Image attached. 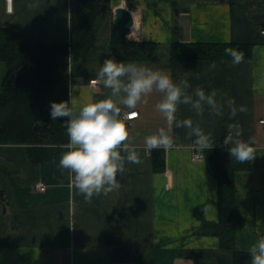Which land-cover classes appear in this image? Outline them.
I'll return each instance as SVG.
<instances>
[{
  "label": "crops",
  "instance_id": "crops-1",
  "mask_svg": "<svg viewBox=\"0 0 264 264\" xmlns=\"http://www.w3.org/2000/svg\"><path fill=\"white\" fill-rule=\"evenodd\" d=\"M70 4L12 0L9 12L6 0H0V28L18 32L27 42H68ZM120 7H128L134 16L127 40L157 45L154 59L123 62L159 70L173 82L186 78L189 94L199 85L206 94L216 89L218 102L234 98L237 106L246 107L230 119L227 106L222 116H214L205 105L201 117L180 104L176 118H191L211 133L213 147L224 145L230 123H239L242 139L254 140L251 167L235 174L244 219L235 245L248 252L264 236V0H111L110 11L97 21L94 48L70 64V90L79 105L110 94L102 84L92 88L90 81L103 61L112 58L113 20ZM198 42L248 44L251 55L240 64L232 59H172L173 44ZM1 80L0 64V94ZM161 99L162 94L153 91L131 110L138 116L126 121L128 143L142 163H126L123 174H117L121 188L94 196L91 203L71 186L69 171L59 165L68 143L40 162L30 157L27 145L0 144V264H233L232 250L222 249L219 238L205 232L219 222L218 179L207 163V150L193 149L194 137L173 125L170 149L144 151L146 136L167 129L155 107ZM195 151L205 159L193 160ZM39 182L47 186L45 191L35 189ZM110 227L118 242L108 241Z\"/></svg>",
  "mask_w": 264,
  "mask_h": 264
},
{
  "label": "trees",
  "instance_id": "trees-1",
  "mask_svg": "<svg viewBox=\"0 0 264 264\" xmlns=\"http://www.w3.org/2000/svg\"><path fill=\"white\" fill-rule=\"evenodd\" d=\"M111 9V0H71V33L68 42H27L11 29L0 28V144L27 145L30 157L40 162L50 159L69 142L67 118L50 119L45 111L51 102L69 101L70 64L80 61L94 48L97 21ZM225 48L251 55V46L237 43H175L172 59L228 60ZM155 42L118 39L113 34L112 58L116 61L152 60ZM37 123L49 132L47 138L34 130ZM229 146L220 144L206 151V160L218 179L219 222L205 232L219 238L222 249L232 250L233 264H251V254L235 245L236 230L244 224L236 197L235 174L248 170L251 161L238 163L229 155ZM163 161L159 167H163ZM109 242H118L113 229L107 231Z\"/></svg>",
  "mask_w": 264,
  "mask_h": 264
},
{
  "label": "clouds",
  "instance_id": "clouds-1",
  "mask_svg": "<svg viewBox=\"0 0 264 264\" xmlns=\"http://www.w3.org/2000/svg\"><path fill=\"white\" fill-rule=\"evenodd\" d=\"M28 7L36 5L29 4ZM224 51L225 55L232 58L233 64L244 61L243 52L234 48H225ZM93 83L102 84L110 90L106 99L79 105L70 90L69 101L50 104L52 120L67 118L68 151L62 154L59 165L69 171L71 186L84 196L86 203H91L94 196H107L119 190L121 184L117 180V174H123L126 163H142L137 149L128 143L126 120L129 116L138 115L131 110L136 109L142 99L153 91L162 94V99L155 107L166 119L167 129L161 127L156 133L145 137L146 153L155 149L168 150L173 146L174 139L170 135L173 125L187 129V137H194L193 145L198 150L205 152L213 148L211 133L206 134L199 124L194 125L191 118H176L180 104L190 106L201 117L205 105L210 109V115L214 116H222L224 107L227 106L230 119H234L238 112L247 111L244 105L237 106L234 98L224 99L223 103L218 102L216 89L206 94L198 85L194 93L189 94L191 85L186 78L180 79L178 83L173 82L168 74L159 70L134 62H118L114 58L103 61ZM227 128L223 143L231 145L227 150L232 159L238 163L253 161L256 157V149L252 146L254 140L251 137L247 141L241 138L242 129L239 123H230ZM248 252L252 257L251 264H264V236Z\"/></svg>",
  "mask_w": 264,
  "mask_h": 264
},
{
  "label": "water",
  "instance_id": "water-1",
  "mask_svg": "<svg viewBox=\"0 0 264 264\" xmlns=\"http://www.w3.org/2000/svg\"><path fill=\"white\" fill-rule=\"evenodd\" d=\"M134 23V16L128 7L117 8L113 20L116 38L127 39ZM45 113L50 118V110L47 109ZM34 130L43 138H47L49 135V132H44V126L41 123H37Z\"/></svg>",
  "mask_w": 264,
  "mask_h": 264
},
{
  "label": "built area",
  "instance_id": "built-area-1",
  "mask_svg": "<svg viewBox=\"0 0 264 264\" xmlns=\"http://www.w3.org/2000/svg\"><path fill=\"white\" fill-rule=\"evenodd\" d=\"M7 2V10L9 12H11L13 9H12V0H6ZM262 33L264 34V30L262 31ZM99 83H93V80L90 81V86L92 88H96L98 86ZM138 113V112H136ZM138 115L136 116H129V118L126 120H133L134 118H136ZM260 123L264 125V118L260 120ZM193 149H197L195 146L193 147ZM205 159V155L199 151H195V153L193 154V160L195 161H201V160H204ZM35 189L43 192L47 189V186L45 184H43L42 182H39L35 185Z\"/></svg>",
  "mask_w": 264,
  "mask_h": 264
}]
</instances>
